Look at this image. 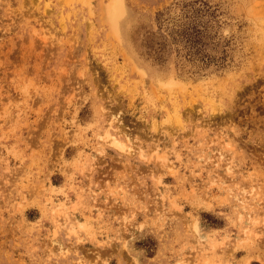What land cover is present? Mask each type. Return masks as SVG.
I'll use <instances>...</instances> for the list:
<instances>
[{
	"label": "rangeland",
	"instance_id": "374dc122",
	"mask_svg": "<svg viewBox=\"0 0 264 264\" xmlns=\"http://www.w3.org/2000/svg\"><path fill=\"white\" fill-rule=\"evenodd\" d=\"M0 264H264V0H0Z\"/></svg>",
	"mask_w": 264,
	"mask_h": 264
},
{
	"label": "bare ground",
	"instance_id": "6f19581e",
	"mask_svg": "<svg viewBox=\"0 0 264 264\" xmlns=\"http://www.w3.org/2000/svg\"><path fill=\"white\" fill-rule=\"evenodd\" d=\"M116 10H117V9H116ZM116 10H115V11H116ZM117 13H118V12H117ZM115 16H116V14H115V15L113 14V19H112L113 22L116 21V17H115Z\"/></svg>",
	"mask_w": 264,
	"mask_h": 264
}]
</instances>
